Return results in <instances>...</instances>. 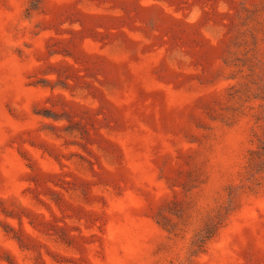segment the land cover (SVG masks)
Masks as SVG:
<instances>
[{"label": "rangeland", "instance_id": "obj_1", "mask_svg": "<svg viewBox=\"0 0 264 264\" xmlns=\"http://www.w3.org/2000/svg\"><path fill=\"white\" fill-rule=\"evenodd\" d=\"M0 264H264V0H0Z\"/></svg>", "mask_w": 264, "mask_h": 264}]
</instances>
